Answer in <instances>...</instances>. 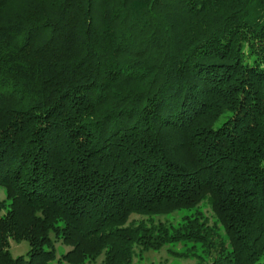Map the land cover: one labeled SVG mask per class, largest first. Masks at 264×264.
<instances>
[{
    "label": "trees",
    "instance_id": "16d2710c",
    "mask_svg": "<svg viewBox=\"0 0 264 264\" xmlns=\"http://www.w3.org/2000/svg\"><path fill=\"white\" fill-rule=\"evenodd\" d=\"M0 187V264H264V0H0Z\"/></svg>",
    "mask_w": 264,
    "mask_h": 264
},
{
    "label": "rangeland",
    "instance_id": "374dc122",
    "mask_svg": "<svg viewBox=\"0 0 264 264\" xmlns=\"http://www.w3.org/2000/svg\"><path fill=\"white\" fill-rule=\"evenodd\" d=\"M5 191L3 188L0 187V201L5 200ZM205 216H207L211 221V212L208 208H204L203 210ZM4 213V212H3ZM2 214V212H1ZM180 214H171L168 216H161V217H153L151 218V222L153 223H159V222H175L176 220H179ZM140 221H146L149 223L150 221H147L145 217L132 214L129 216L126 226H134ZM168 247H163L159 251H146L139 253L133 261V264H197V262L193 258H179L175 255H172L170 251L168 250ZM177 250L182 249V247L177 246ZM10 253L13 257L17 256H25L27 252L29 251V245L27 242H14L10 241V247H9ZM55 250H56V260L49 263V264H67L63 261L58 262V258L67 252L68 248H66L64 245H62L60 242L55 243ZM98 263V262H97ZM97 263H88V264H97Z\"/></svg>",
    "mask_w": 264,
    "mask_h": 264
}]
</instances>
